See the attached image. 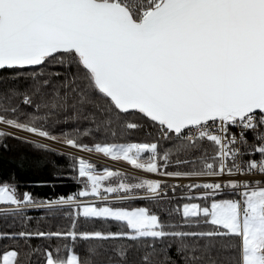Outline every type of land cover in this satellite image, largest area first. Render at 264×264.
Here are the masks:
<instances>
[{"label": "snow or ice", "instance_id": "obj_1", "mask_svg": "<svg viewBox=\"0 0 264 264\" xmlns=\"http://www.w3.org/2000/svg\"><path fill=\"white\" fill-rule=\"evenodd\" d=\"M9 137L78 186L0 174V264H264V0H0Z\"/></svg>", "mask_w": 264, "mask_h": 264}, {"label": "trees", "instance_id": "obj_2", "mask_svg": "<svg viewBox=\"0 0 264 264\" xmlns=\"http://www.w3.org/2000/svg\"><path fill=\"white\" fill-rule=\"evenodd\" d=\"M7 143L8 149H0V174L8 169L15 171L20 181V191L26 189L38 197H51L67 194L77 188L76 181L67 175L56 174L68 170L70 162L67 157L36 150L32 146L11 137L8 138ZM22 157L24 158V165L20 167L17 161ZM37 157H39L40 162L34 164L33 160ZM38 180H45L48 183H36ZM143 203L144 201H137V204ZM30 214L38 217L40 210H30Z\"/></svg>", "mask_w": 264, "mask_h": 264}, {"label": "rangeland", "instance_id": "obj_3", "mask_svg": "<svg viewBox=\"0 0 264 264\" xmlns=\"http://www.w3.org/2000/svg\"><path fill=\"white\" fill-rule=\"evenodd\" d=\"M88 154H92L93 156H98L99 158H102L104 159L105 161H109V162H114V163H117L119 164L120 167H118L119 169H121L122 171H127L129 172L130 174H137L136 170L128 163V162H125L123 160H116V159H112V158H108V157H105L103 156L102 154H97L95 152L93 153H84V155H88ZM91 162L97 164L99 167H104V166H108V165H105V164H102V163H99V162H95L93 160H91ZM111 167V166H110ZM114 168V167H113ZM115 169V168H114ZM139 174V173H138Z\"/></svg>", "mask_w": 264, "mask_h": 264}, {"label": "built area", "instance_id": "obj_4", "mask_svg": "<svg viewBox=\"0 0 264 264\" xmlns=\"http://www.w3.org/2000/svg\"><path fill=\"white\" fill-rule=\"evenodd\" d=\"M22 135H26V133H22ZM85 156L88 157V158H90L93 161H96V162H99V163H102V164H105V165H108V166H111V167H114V168L120 167L119 164H117V163L105 161L104 159L99 158L98 156H93L92 154H88V155H85ZM136 171H137L136 172L137 174L139 173L141 175H151V174H148L146 172H140L139 170H136ZM156 178L163 179L164 177H156Z\"/></svg>", "mask_w": 264, "mask_h": 264}]
</instances>
